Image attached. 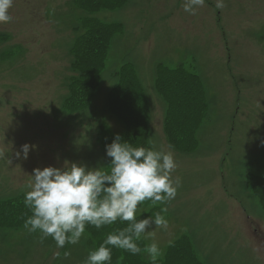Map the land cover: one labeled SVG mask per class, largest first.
Returning <instances> with one entry per match:
<instances>
[{"label": "rangeland", "instance_id": "1", "mask_svg": "<svg viewBox=\"0 0 264 264\" xmlns=\"http://www.w3.org/2000/svg\"><path fill=\"white\" fill-rule=\"evenodd\" d=\"M216 2L205 0L194 15L184 11L185 0H127L99 11L121 28L112 35L93 99L71 110L64 106L70 48L76 25L94 12L75 0H13L12 21L0 24V34L10 35L0 39V198L29 190L36 168L108 166L99 132L124 130L107 100L115 72L132 63L150 108V146H171L178 165L173 178L181 179L175 199L146 202L137 212L141 219L157 212L167 219V229L150 230L163 256L186 235L204 264H264V205L251 182L264 173V0H223V9ZM159 65H186L204 85L207 109L190 150L173 147L162 127L167 100L155 83ZM101 244L86 230L78 244L60 249L51 237L40 243L39 232L5 227L0 264H86ZM66 251L71 255L64 259Z\"/></svg>", "mask_w": 264, "mask_h": 264}, {"label": "clouds", "instance_id": "2", "mask_svg": "<svg viewBox=\"0 0 264 264\" xmlns=\"http://www.w3.org/2000/svg\"><path fill=\"white\" fill-rule=\"evenodd\" d=\"M205 0H185L184 11L194 15L203 7ZM13 0H0V24L12 21L9 10ZM216 7L223 9V0H217ZM29 145L23 146L27 159ZM5 152L0 149V158ZM20 158V153H16ZM107 156L111 164L106 167L89 169L86 165L66 162L63 168H36L33 179L28 183L25 205L32 211L24 227L30 233H40V243L51 237L57 248L67 244L76 245L86 232L88 225L100 229L117 222L127 227L116 229L109 234L98 249L90 252L86 264H109L112 249H120L133 255L147 254L152 264L163 256L159 244L155 242L152 229H167L168 221L160 212L154 217L137 221L140 205H164L175 199L181 186L179 177L173 178L177 163L171 146L150 148L137 147L122 141L118 135L107 146ZM167 212V208L162 209ZM151 239L153 242L141 248L139 241ZM70 252H64V259ZM57 251L54 259H59Z\"/></svg>", "mask_w": 264, "mask_h": 264}, {"label": "trees", "instance_id": "3", "mask_svg": "<svg viewBox=\"0 0 264 264\" xmlns=\"http://www.w3.org/2000/svg\"><path fill=\"white\" fill-rule=\"evenodd\" d=\"M127 0H77V6L94 11L122 6ZM82 28L70 48L71 74L68 77V94L65 106L71 110L86 107L93 99L101 80V72L107 61L113 33L120 30L121 24L106 22L95 17H85ZM117 83L110 89L108 105L125 131L109 134L101 138L108 143L119 135L122 141L131 142L137 147L150 148L148 100L138 71L132 63L123 64L115 72ZM156 87L167 100L164 118V131L169 143L181 150H190L198 143L197 130L207 109L206 91L201 78L186 65L178 67L159 66ZM203 115V117H202ZM113 140V142H114ZM112 142V143H113ZM111 143V144H112ZM252 187L264 205V174L251 178ZM32 215L25 205V197L0 200V226L17 227ZM118 229L127 227L118 222ZM117 228H110L111 233ZM106 236L108 233L98 234ZM103 243L104 238H99ZM141 248L144 242H138ZM146 254L133 255L120 249H112L109 264H152ZM156 264H204L197 256L189 238L184 236L170 245L166 254Z\"/></svg>", "mask_w": 264, "mask_h": 264}]
</instances>
